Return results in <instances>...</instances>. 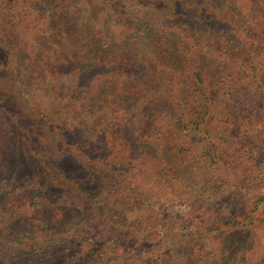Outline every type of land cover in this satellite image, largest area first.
Returning a JSON list of instances; mask_svg holds the SVG:
<instances>
[{
    "label": "trees",
    "instance_id": "16d2710c",
    "mask_svg": "<svg viewBox=\"0 0 264 264\" xmlns=\"http://www.w3.org/2000/svg\"><path fill=\"white\" fill-rule=\"evenodd\" d=\"M263 45L264 0H0V264L249 260L264 78L243 65ZM242 184L255 192H230ZM143 196L209 214L167 224L183 241L163 257L126 258L161 227L125 218ZM223 204L234 213L211 215ZM207 237L224 238L221 260Z\"/></svg>",
    "mask_w": 264,
    "mask_h": 264
},
{
    "label": "rangeland",
    "instance_id": "374dc122",
    "mask_svg": "<svg viewBox=\"0 0 264 264\" xmlns=\"http://www.w3.org/2000/svg\"><path fill=\"white\" fill-rule=\"evenodd\" d=\"M213 28L218 27V23L214 21L212 24ZM256 51H252L251 53L248 52V58L252 60H247L246 63H244L243 71H245V75L250 77L249 81H251V77L255 74L262 75L264 78V45L262 47H255ZM261 60V62H257ZM254 66V71H250V66ZM236 68H240L239 66H236ZM237 78H235L236 80ZM237 81V80H236ZM236 81H233V83L238 85ZM232 83V84H233ZM247 83V82H246ZM233 84V85H234ZM240 84V83H239ZM261 84V83H260ZM245 86V82L243 83ZM257 85L250 87V90L247 86H245L246 92L245 93H253V89ZM5 130V126L0 122V132H3ZM5 146V145H4ZM7 148V147H6ZM8 152V158L11 159L12 153H14L11 150H4V154ZM29 165H33L32 160H27ZM262 173H264V163L260 166L258 171V179L261 178ZM237 192L235 196L237 197L239 193L242 196H248L250 194H253L255 192L254 188L252 187V184H242L241 186H233L230 192ZM137 192V191H136ZM263 193V190L261 191V194ZM106 196V194H104ZM109 195V193H107ZM227 195H233V193H228ZM234 196V197H235ZM162 198H158L156 200H152L150 196H143L142 200L143 203L141 206L136 207L133 204L130 206L129 212L125 213V218L129 219L133 223H135L136 226H139L140 223L143 221V219H149L154 220L156 224L160 223L161 227H157L152 230L154 235H151L148 237V241L144 238L143 243L140 239H134L132 240L135 244L134 245H126L125 247H122V252H118V255H122L123 253L126 258H132L135 259L139 256H148L150 258H160L163 257V254L170 252L171 249H176L177 247H180V244L182 243L183 239L182 237L177 234L176 232L172 233L169 231L167 224H172L174 221L178 222H186L190 221L192 223H199L203 222L207 215L209 214V211L206 209H201V206L204 204V200L199 201V203H196L194 205L189 204L186 201H179V200H169L166 201V196H161ZM230 199V198H229ZM228 206V205H227ZM226 207V204L222 205V208L219 212H212L211 215H220L221 217H227L228 210L223 209ZM233 208V207H232ZM216 211V210H212ZM232 214L234 213V209L230 211ZM229 212V213H230ZM259 220L257 225V228L255 229L257 232V238H259L260 243L262 245V249L258 250L254 253H251L249 260L246 262H238L234 261V259H229L230 264H264V204L263 208L261 210V213L258 216ZM143 224V223H142ZM255 225V226H256ZM144 229V227L142 226ZM205 241L202 243L203 250L205 252H209L210 257L215 255V261L221 260L220 252H222L224 249V245H226L225 240L223 237H215L210 238L207 237L204 239ZM206 253V254H207ZM212 253V255H211ZM172 256V253H171ZM263 256V258L260 260L257 257ZM90 259H92L91 256H89ZM78 259V258H77ZM171 261L174 260L173 258H170ZM263 260V261H262ZM217 264H222L221 262H217Z\"/></svg>",
    "mask_w": 264,
    "mask_h": 264
}]
</instances>
